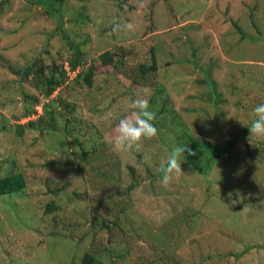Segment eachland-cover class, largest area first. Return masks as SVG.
Returning <instances> with one entry per match:
<instances>
[{
    "label": "rangeland",
    "instance_id": "obj_1",
    "mask_svg": "<svg viewBox=\"0 0 264 264\" xmlns=\"http://www.w3.org/2000/svg\"><path fill=\"white\" fill-rule=\"evenodd\" d=\"M56 7L0 0V177L27 182L24 193L0 197V264H79L95 250L109 264H264V139L250 138L247 127L264 101V0ZM126 23L134 30L113 32ZM121 47L132 66L155 54L159 70L146 80L138 68L132 76L101 71L100 55ZM78 51L85 69L101 71L92 89L66 72ZM52 63L68 78L50 97L38 73L19 74ZM32 98L40 102L27 115ZM137 98H155V116L164 111L158 136L118 154L114 129ZM177 135L202 152L198 167L215 165L203 175L183 156L184 174L165 187L161 166ZM233 136L226 162H209L213 147L225 150ZM130 167L142 182L127 192ZM52 200L61 210L47 214ZM104 220L117 223L109 229Z\"/></svg>",
    "mask_w": 264,
    "mask_h": 264
},
{
    "label": "trees",
    "instance_id": "obj_2",
    "mask_svg": "<svg viewBox=\"0 0 264 264\" xmlns=\"http://www.w3.org/2000/svg\"><path fill=\"white\" fill-rule=\"evenodd\" d=\"M30 1L33 4H36L38 6H46L48 12H51V11H60L61 8H57L56 6H63L64 3H67V2H70V1L83 2L87 0H30ZM98 64L101 67V71H103L104 68H109L111 69V71L113 70V73L117 76H120L124 71L127 72L129 76L130 75L132 76L136 68H138V72L140 74L139 78L142 77L144 80H146L151 74H154L159 70L158 61H157L155 54L153 55L152 61L150 63H142L139 66L138 65L132 66L125 61V50L122 47L119 49V51L117 50L116 51H106L103 54H101L99 57ZM84 65H85V62L83 61V54L81 51H78L76 53V57L70 60L69 62V66L72 71L76 70L78 66H82L84 68V70H82L78 74L76 80L85 84L87 88L92 89L93 83H94L93 78L95 79V77L98 74H101V71L97 70L93 66V64L90 65L88 69H85ZM34 72L38 73L36 75V78L41 77L42 81L44 82L45 90L43 93L46 97H50L57 88H60L61 86L65 85L67 78H68L67 73H66L67 71L65 72L61 65H56L54 63L50 65L42 64L40 67H37L35 69L32 66L30 67L28 66L27 69L20 70L19 74H24L26 78V77H29ZM38 75H40V77ZM134 79L136 83L137 81H139L137 78H134ZM155 87L157 90V94H159L161 92V89L158 90L159 88L158 82H156ZM39 102L40 100L38 98H32V106L28 110L27 115L31 114L32 112L35 113L34 109L36 107V104H38ZM153 103H155V98L149 104H153ZM262 103H264V101ZM62 104L65 105V107L69 108V104L65 102H62ZM45 110H46V114H51L52 112L50 111V106L46 107ZM163 112L161 113L158 112L159 114H157L156 119L153 121L154 124L158 121L159 117L163 115ZM43 120H44V116H41L36 122H30L29 127L31 129L39 128L41 127ZM52 120L54 121L53 117H52ZM47 127L49 130H57L55 125H50ZM155 127H156V124H155ZM23 130H22V133H23ZM66 135H69V133L67 132ZM179 140L180 138L177 135L175 138V142L176 144H178V146L186 147V144L190 143V139L186 135L183 136V139L181 142ZM237 140H238L237 136H233L232 140L227 144L226 149L224 148L225 150H223L221 147H217V146L213 147L214 149L213 151H211V156L208 159V161L210 162L211 160H214L215 156L217 155L218 158H222V159L219 160L216 158L217 159L216 161L219 163L220 162L225 163L226 160L224 158L226 154H229V153L231 154L230 151H232V148L235 147V143ZM86 155L87 154L85 152L83 154V159H86ZM201 155H202V152H192L189 150V151H186L183 156L189 160V163L192 166H194V168L197 169V171H199L203 175H207V174L210 175L212 171V167L215 165V162L210 163L211 164L210 168L208 167L206 169H203V167H201L200 165L198 167L197 160L199 159ZM130 170H131L130 175H131L132 182L130 183L129 186L126 187L127 192H131L138 185V183L142 182L140 181L141 177H136L135 168L130 167ZM26 188H27V182L22 174H15V175L12 174L7 177H0V197L7 196V195L11 196L13 194H18V193H24L26 191ZM60 210L61 208L56 204V201L52 200V202L47 204L45 212L47 214H51V213H57ZM53 219L56 222H58L56 218H53ZM116 223H117L116 221L104 220L103 227L112 229V225H115ZM103 252L106 253L105 250H103ZM238 258L240 257L238 256ZM79 264H109V263L101 259L97 251L95 250L94 253L86 252L80 259Z\"/></svg>",
    "mask_w": 264,
    "mask_h": 264
},
{
    "label": "clouds",
    "instance_id": "obj_3",
    "mask_svg": "<svg viewBox=\"0 0 264 264\" xmlns=\"http://www.w3.org/2000/svg\"><path fill=\"white\" fill-rule=\"evenodd\" d=\"M128 31L134 30L132 23L116 24L113 32L121 29ZM70 67V66H69ZM83 70L82 66H78L76 70L69 69L67 73H77ZM147 95V90L146 94ZM130 107L133 111L130 115L125 116L119 120L116 125L111 146L116 153L121 152H140L142 151L146 141H151L158 136V129L155 127L153 121L156 119L155 113L150 110L149 100L147 98H137L132 101ZM254 119L250 125H247L251 137L264 139V103L257 105L253 109ZM189 151L188 147L177 146L173 148L172 152L167 158L166 165L161 166L162 184L167 187L175 177L183 175L181 168V158L184 153ZM231 195V193L229 194Z\"/></svg>",
    "mask_w": 264,
    "mask_h": 264
}]
</instances>
